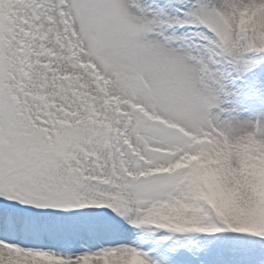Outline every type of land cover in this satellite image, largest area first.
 <instances>
[{
  "label": "snow or ice",
  "instance_id": "6c2138e0",
  "mask_svg": "<svg viewBox=\"0 0 264 264\" xmlns=\"http://www.w3.org/2000/svg\"><path fill=\"white\" fill-rule=\"evenodd\" d=\"M0 264H264V0H0Z\"/></svg>",
  "mask_w": 264,
  "mask_h": 264
}]
</instances>
